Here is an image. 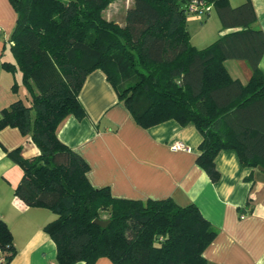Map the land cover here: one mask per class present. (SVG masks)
Here are the masks:
<instances>
[{"label": "trees", "instance_id": "obj_1", "mask_svg": "<svg viewBox=\"0 0 264 264\" xmlns=\"http://www.w3.org/2000/svg\"><path fill=\"white\" fill-rule=\"evenodd\" d=\"M114 0H9L16 13L9 36L12 61L29 96L0 110V129L17 127L39 153L7 156L22 169L14 194L27 206L51 210L44 225L55 243V264H207L203 251L217 229L193 204L172 198L115 197L95 187L86 160L57 136L69 115L87 113L78 94L86 76L100 69L118 100L143 128L166 120L193 125L201 134L197 164L212 182L215 157L236 152L243 167L264 169V31L250 0H204L225 30L203 47L191 43L189 0H131L124 22L103 14ZM227 59L246 61V82L233 78ZM16 83L12 89L16 90ZM95 218L108 219L106 226ZM16 254L13 235L0 218V264Z\"/></svg>", "mask_w": 264, "mask_h": 264}, {"label": "crops", "instance_id": "obj_2", "mask_svg": "<svg viewBox=\"0 0 264 264\" xmlns=\"http://www.w3.org/2000/svg\"><path fill=\"white\" fill-rule=\"evenodd\" d=\"M227 1L237 6L245 0ZM250 1L256 16L253 25L264 31V0ZM211 8L200 12L203 16L187 19L191 43L196 47L207 45L225 31L214 19L213 27H207L213 18ZM15 19L9 0H0V110L29 96L20 72L1 66L3 60H13L9 36ZM192 26L197 30L192 31ZM224 64L233 78L243 83L248 80L251 69L246 61L227 59ZM259 68L264 71V56ZM78 97L86 117L67 116L57 136L86 160L93 186H108L115 197H170L181 206L193 203L218 231L203 251L207 264H264V170L243 167L234 150L223 149L215 157L219 179L212 182L196 162L201 141L198 130L172 119L148 128L139 126L100 69L86 76ZM175 141L183 142L187 149H171ZM16 147L24 158L39 153L30 136L17 127L0 129V218L9 227L16 248L9 264H55V243L44 230L55 214L47 208L27 206L14 194L22 169L6 151ZM95 264L112 263L101 257Z\"/></svg>", "mask_w": 264, "mask_h": 264}, {"label": "rangeland", "instance_id": "obj_3", "mask_svg": "<svg viewBox=\"0 0 264 264\" xmlns=\"http://www.w3.org/2000/svg\"><path fill=\"white\" fill-rule=\"evenodd\" d=\"M131 3V0H114L112 3H110L108 5V7L103 10V14L110 19H114L117 22L123 23L124 22V17H125V11H126V7L129 6V4ZM211 11L210 14L213 17L212 19L209 20V23L207 25L208 28H212V21L214 19V23L215 25H217L218 23H220L216 9L211 6ZM203 16V14H201L200 12H194L191 14L187 15V19L191 16ZM197 24V23H196ZM196 26V25H195ZM195 26L191 27V30L196 31L197 28ZM196 37V35H195ZM213 41V40H212ZM207 44V43H206ZM248 65V64H247ZM250 68V67H249Z\"/></svg>", "mask_w": 264, "mask_h": 264}, {"label": "built area", "instance_id": "obj_4", "mask_svg": "<svg viewBox=\"0 0 264 264\" xmlns=\"http://www.w3.org/2000/svg\"><path fill=\"white\" fill-rule=\"evenodd\" d=\"M211 8L209 3H206L204 0H189L186 5V10L188 13L194 12H208ZM173 150H185L187 149L186 145L181 141H175L171 145Z\"/></svg>", "mask_w": 264, "mask_h": 264}, {"label": "water", "instance_id": "obj_5", "mask_svg": "<svg viewBox=\"0 0 264 264\" xmlns=\"http://www.w3.org/2000/svg\"><path fill=\"white\" fill-rule=\"evenodd\" d=\"M257 169H259V170H264V169H262V167H261L260 165L257 166ZM93 222H94L95 224H98V225L104 227V226H106V225L108 224L109 220H108V219H99V218H95V219L93 220Z\"/></svg>", "mask_w": 264, "mask_h": 264}]
</instances>
